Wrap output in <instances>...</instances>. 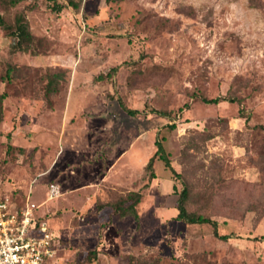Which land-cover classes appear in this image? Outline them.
<instances>
[{
    "label": "rangeland",
    "instance_id": "obj_1",
    "mask_svg": "<svg viewBox=\"0 0 264 264\" xmlns=\"http://www.w3.org/2000/svg\"><path fill=\"white\" fill-rule=\"evenodd\" d=\"M74 1L0 0L39 40L15 51L0 26V199L38 206L55 264H264V0ZM157 142L179 176L156 158L140 223L120 219L107 204L149 182ZM186 187L228 240L176 220Z\"/></svg>",
    "mask_w": 264,
    "mask_h": 264
},
{
    "label": "trees",
    "instance_id": "obj_2",
    "mask_svg": "<svg viewBox=\"0 0 264 264\" xmlns=\"http://www.w3.org/2000/svg\"><path fill=\"white\" fill-rule=\"evenodd\" d=\"M28 0H2L5 12H8L10 8L16 7L19 4L26 3ZM68 5H71L74 8H78L79 5L74 0H65ZM66 7L64 3H56L53 5L52 10L55 12H61ZM37 7L35 5L28 7V10H34ZM0 26L5 29L7 36H11L16 39L14 44V50L29 53L33 56L39 55V40L33 35L30 27V23L26 19L24 12H17L12 22H10L7 17L2 14L0 15ZM116 68L113 69L115 71ZM66 77V72L59 71L48 75V84L45 94L49 97L51 94L57 93L60 90V82ZM237 98H216V99H204L206 103L209 104H218L221 101H234ZM121 106L127 111L128 114L134 116L138 114L136 110H131L126 108L122 103ZM264 129V126H261ZM158 150L156 154L149 160L147 164V169L151 172L149 179H154V164L156 158L162 160L167 169H170L175 176H179L176 170L171 165L170 159L168 158L163 145L160 142H157ZM142 195L140 193H129L125 198H122L116 202L108 203L114 214L119 216L120 219H125L127 217H132L139 224L140 216L137 211V206L141 202ZM190 201V191L186 187L184 188L178 197L177 210L178 215L176 220L187 223L189 225H202V224H211L215 228V235L223 240H228L229 236H220L217 231V221L212 220L211 218L204 217L196 212H192L189 209ZM134 259L132 256L130 260Z\"/></svg>",
    "mask_w": 264,
    "mask_h": 264
},
{
    "label": "built area",
    "instance_id": "obj_3",
    "mask_svg": "<svg viewBox=\"0 0 264 264\" xmlns=\"http://www.w3.org/2000/svg\"><path fill=\"white\" fill-rule=\"evenodd\" d=\"M59 194V187L51 185L48 199ZM37 210L30 198L23 203L0 199V264H55L60 236Z\"/></svg>",
    "mask_w": 264,
    "mask_h": 264
},
{
    "label": "crops",
    "instance_id": "obj_4",
    "mask_svg": "<svg viewBox=\"0 0 264 264\" xmlns=\"http://www.w3.org/2000/svg\"><path fill=\"white\" fill-rule=\"evenodd\" d=\"M166 168V167H165ZM154 171H155V164H154ZM155 174H156V172H154ZM157 178L158 177H155L154 179H152V180H150L149 179V182L147 183V184H145L144 185V187H143V189L142 190H137V191H131V192H129V193H132V192H135V193H140L141 195H142V198H141V201H142V199L144 198V194H143V190L144 189H148V187H149V185H150V183L153 181V180H157ZM51 185H57V184H51ZM50 185V186H51ZM58 186V185H57ZM59 187V186H58ZM59 191H60V188H59ZM128 193V194H129ZM127 194V195H128ZM126 195V196H127ZM179 197V196H178ZM125 198V197H124ZM177 203H178V198H177V201H176ZM139 205H140V203L138 204V206H137V211H138V214H139V216H140V212H139ZM109 206V205H108ZM110 207V206H109ZM177 212H178V210H177ZM113 213H114V211H113ZM178 215V214H177ZM117 216V215H116ZM177 217V216H176ZM118 218H119V216H118ZM140 219H141V216H140Z\"/></svg>",
    "mask_w": 264,
    "mask_h": 264
}]
</instances>
